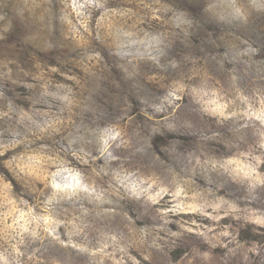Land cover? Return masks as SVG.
<instances>
[{
	"label": "rangeland",
	"instance_id": "1",
	"mask_svg": "<svg viewBox=\"0 0 264 264\" xmlns=\"http://www.w3.org/2000/svg\"><path fill=\"white\" fill-rule=\"evenodd\" d=\"M0 264H264V0H0Z\"/></svg>",
	"mask_w": 264,
	"mask_h": 264
}]
</instances>
